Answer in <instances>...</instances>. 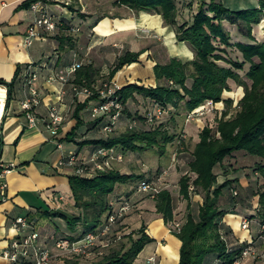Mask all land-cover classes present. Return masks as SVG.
I'll return each mask as SVG.
<instances>
[{
	"label": "trees",
	"instance_id": "obj_1",
	"mask_svg": "<svg viewBox=\"0 0 264 264\" xmlns=\"http://www.w3.org/2000/svg\"><path fill=\"white\" fill-rule=\"evenodd\" d=\"M34 1L29 0L25 7H30ZM114 1L115 5L136 13L147 12L161 16L164 25L173 28L177 42L187 44L194 53L193 60L189 62L171 58L165 64H155V87L138 83L122 86L116 96L123 107L122 114H126L127 118L132 116L126 104L136 95L150 100L162 110H177L184 106L190 113L209 101L214 104L221 102L223 93L230 91V81L244 87L245 93L237 114L230 120H219L215 129L204 127L198 135L192 160L188 164L189 173L182 176L178 183L179 193L187 202L186 219L179 232H172L181 242L178 264H208V260L213 256L217 257L218 264H235L238 261L241 263L243 251L249 246L255 249V241L239 242L231 228L224 223L225 216L234 214V211L222 209L219 201L229 193V201L234 205L235 197L231 192L232 184L237 182V179L226 178L218 184L215 170L235 152L241 151L259 159L251 170L257 176L256 179L261 181V190L255 194L256 216L261 222V230L264 226V43L255 40L252 28L259 24L264 16V0H258V8L246 9H231L224 0H198L197 10L190 21L186 20L181 24L178 23L176 0ZM53 3L55 2L50 4ZM225 24L236 26L244 42H232ZM232 53L234 57L230 58ZM141 54L127 51L121 55L109 71V80L124 67L138 63ZM219 62H224L227 66H221ZM245 65L249 66L245 76L251 82L250 86L238 73ZM16 76L9 83L0 81V86L8 88L5 108L12 98ZM91 79V67L81 65L72 83L90 88L92 95L84 103L76 104L73 112L75 125L65 135L64 140L77 146L94 145L97 149L101 147L125 153H140L157 146L160 152L164 153L165 147L176 137L161 125L149 130L131 127L121 134L105 135L97 140H75L76 131L83 125L81 112L89 101L98 99V94L93 89L94 81ZM225 102L227 106H231L230 100ZM102 119L97 120L95 125L102 122ZM190 174L195 177L192 178ZM143 177L142 174H126L113 169L96 172L92 177L70 175L68 183L76 212L69 215L63 211L46 210L41 217L63 220L68 231L75 234L65 238L76 240L87 233L96 234L105 226L108 218L116 213L113 212L112 197L117 194V188ZM192 194H203L195 215ZM154 203L156 213L164 224L172 225L175 214L170 191L159 190ZM117 221L121 223L122 218ZM115 224L108 236L101 238V247L113 246V241L118 238L122 242H119L117 247H111L106 253L101 250L93 252L95 258L90 263H83L81 257L65 256L61 264H134L144 247L153 240L146 234L144 224L136 232L130 233H126L124 227L119 228L117 232L124 234L123 239H126V242H123L120 236L113 238Z\"/></svg>",
	"mask_w": 264,
	"mask_h": 264
},
{
	"label": "crops",
	"instance_id": "obj_2",
	"mask_svg": "<svg viewBox=\"0 0 264 264\" xmlns=\"http://www.w3.org/2000/svg\"><path fill=\"white\" fill-rule=\"evenodd\" d=\"M28 1L0 0V81L9 83L18 74L12 89V98L6 108L8 88L0 86L6 97L0 114V169L9 165L13 167L11 172L6 174L8 183L6 200L0 198V264H11L5 258V254L16 238L13 221L17 217H28L32 220L39 234L40 245L53 251L57 239L75 235L68 231L63 220L45 219L41 214L46 210L63 212H66V209L75 210L68 183V176L72 175L71 169L58 168L57 163L71 154L80 161L87 160L97 150V146H77L64 140L65 135L75 125L73 112L76 104L84 103L87 97L73 93L70 84L61 86L58 83H49L47 81L49 76L73 63H80L83 67H91V80L95 82L99 78L101 65L98 62L111 59L112 67L125 52H141L138 63L124 67L116 73L111 82L120 87L128 83L143 85L147 82L148 86L155 87L157 83L153 75L155 64H165L171 58H178L183 62H189L194 58L190 47L185 48L187 44L177 42L173 28L164 25L161 16L130 11L115 5L114 0H107L111 6L103 13L100 12L99 2L97 4V1L103 0H45L48 2L45 3V9L56 22L59 21V24L52 32L40 29V38L34 40L30 47H26L24 37L36 19V14L29 7H25ZM224 1L231 9L259 7L258 0ZM51 2L55 3L50 4ZM225 27L230 32L232 42H244L236 26L225 24ZM75 29L79 30L78 35L72 32ZM253 36L257 42L264 43V17L259 25L253 26ZM90 37L91 42H88ZM180 46L187 50L184 55L178 52L177 48ZM91 52H98L93 55L97 58L91 59ZM110 69H107L106 75ZM33 73L37 76L36 86L41 92L37 116L45 118L48 108L57 105L64 117L55 137L43 125L29 128L20 108L27 93L25 75ZM138 97L136 95L127 102L126 106L130 113L136 106ZM140 99L150 101L143 96ZM96 103L89 101L80 114L83 125L76 131L77 142L104 138L96 132L95 122H92L89 114L91 112L92 115ZM197 142L198 139L195 144ZM117 156L122 158L121 155ZM221 179L218 178L219 183H222ZM127 191H130L128 184L122 185L117 188L115 195L118 199L125 195L126 202L133 201L130 212L122 221L123 227L127 230L132 224H138L140 227L144 224L146 234L153 240L144 247L134 264H178L181 242L156 213L154 199L148 196L142 200L138 197L140 192L128 194ZM238 210L235 208L233 211L235 213ZM242 218V214H229L225 216L224 223L234 232L236 231L234 224H237L240 231ZM243 239L238 241L243 242ZM94 257L93 254L86 259ZM244 261L246 259L240 264H244ZM218 262L217 257L213 256L207 263Z\"/></svg>",
	"mask_w": 264,
	"mask_h": 264
},
{
	"label": "rangeland",
	"instance_id": "obj_3",
	"mask_svg": "<svg viewBox=\"0 0 264 264\" xmlns=\"http://www.w3.org/2000/svg\"><path fill=\"white\" fill-rule=\"evenodd\" d=\"M208 1V0H207ZM250 1V0H249ZM248 1V2H249ZM252 1V0H251ZM99 2V4H98ZM99 7H101L100 12L103 13L104 10L107 12V9H110L111 3L107 0L97 1ZM177 8H178V23L181 24L183 21L186 20L190 21L191 17L197 10L198 0H176ZM190 4V6H188ZM229 6V5H228ZM98 7V8H99ZM125 8V7H124ZM127 11V10H126ZM264 16H262L263 19ZM261 19V20H262ZM261 22V21H260ZM259 25V24H257ZM256 26V25H254ZM238 29V28H237ZM72 32H76L75 34L78 35L80 32L78 29H75ZM71 32V33H72ZM252 35H253V28H252ZM91 38L88 42H91ZM73 39V37H71ZM152 44H158L157 42H152ZM186 45L185 48H187ZM183 49V47H178V52H182L184 55L187 50ZM189 48V47H188ZM175 51V50H174ZM185 51V52H183ZM94 52V51H93ZM91 52L90 55L91 59L97 58L93 57L94 54ZM184 53V54H183ZM235 53V52H234ZM182 57V56H181ZM234 57L232 53L230 58ZM229 58V57H228ZM96 60V59H95ZM104 62V63H103ZM103 62L100 61L98 64L100 65V70L98 72L99 78L97 81L93 83V89L97 90L96 88H100L104 83H110L108 75H106L107 69L111 67V59H103ZM221 66H227L224 62H219ZM103 65V66H102ZM104 70H102V67ZM248 65L244 66L242 71H238L242 80L250 86L251 82L246 78L245 74L248 70ZM145 86H148V83H144ZM143 84V85H144ZM230 91H225L222 96V101L216 104H212L207 106L203 104L205 109L203 110L201 115L194 116L193 118H189V112H187L184 106H181L177 110L172 109H165L162 115H158L154 117L153 123H149L147 121V116L149 113L156 112V105L154 103L140 99L141 96L138 95V99L136 100V106L131 109V118H127L126 114H122L120 112L119 117L113 121L110 119V115H99L95 118L92 117L91 112L90 118L92 122H96L100 118L102 122H98V124L94 125V128L98 135L105 137V133L103 132V127L107 124L113 122L112 128L113 132L109 134L111 135H118L125 131H127L130 126L136 127L137 130H149L152 128H156L158 126H163V129L166 130L169 134H173L176 138L175 140L168 144L165 147L164 153H161L159 148L155 146L151 150H147L144 152H122L120 150H116L117 155H121L122 159L120 161L114 160L111 163L110 169L117 170L120 172H127V173H135V174H142L144 177L142 179L136 180L133 183L128 184L130 191H127L128 194L130 193H138V186L141 181H148L151 183L152 186L156 187L157 189L161 190L167 188L170 191L172 198H173V206H174V213H175V221L174 223H183L186 219V206L187 202L182 198L179 193V180L182 176L189 173L188 164L192 160L193 151L195 148V142L198 138L200 131L208 126L212 129L216 128L217 122L221 119L230 120L232 119L237 112L240 110L239 103L244 96V87L237 86L234 82L230 81ZM230 100L231 106H227L225 101ZM223 114H226L225 116ZM256 161V162H255ZM259 162L257 157L247 155L244 152H235L230 158L225 159L223 164L218 166L215 170L218 178H222L225 180L226 178H233L237 179V182L232 184V194L235 197L234 205H232L229 201V193L222 197L219 201V206L224 210H234L238 208L239 210L234 214L243 215L242 219H246L249 222V229L242 230L240 224V231H233L236 235L235 238L237 240H241L244 238V241H255V255L260 256L264 255V240L259 239V230H260V220L256 216V208H257V197L255 196L256 192L261 190V181L256 179L257 176L253 174L252 168L255 163ZM234 174H236L234 176ZM192 178H194V174H190ZM240 181L242 183H240ZM221 182V181H220ZM218 184H221L218 182ZM125 192H123L124 194ZM122 194V193H121ZM138 197L145 200L148 198L149 194L147 193H138ZM193 199V214L197 213L198 204L202 202L203 194H192ZM113 202V212H118L120 207L123 205V202L127 200L126 196L124 195L121 199H118V196L115 195L112 197ZM130 202V201H129ZM131 201V205H132ZM232 205V206H231ZM66 212L71 215L74 214L76 211H72L70 209H66ZM130 211L126 212L122 218V221L128 215ZM132 213V212H131ZM120 220V219H119ZM255 220V221H253ZM117 221L115 224V236L113 238H117L120 236L126 242L124 238V234L118 233L117 230L124 225H122ZM242 221V220H241ZM119 225V226H118ZM173 225V224H172ZM172 225H168V228L171 229ZM140 226L137 224H132L129 226V229L125 230L126 233L136 232ZM47 229V228H46ZM239 230V225H238ZM124 233V232H123ZM240 233V234H239ZM239 234V235H238ZM245 235L246 237H243ZM251 239H250V238ZM242 240V241H243ZM101 238L97 240V245L94 247L93 252L95 253L97 250H101L106 253L111 247H117L120 239H116L113 241V246H109L107 248L101 247ZM93 256V255H92ZM91 256V257H92ZM95 256V255H94ZM95 258V257H94ZM93 259H86L82 258L83 263H89L90 260ZM244 264H264V257H248Z\"/></svg>",
	"mask_w": 264,
	"mask_h": 264
},
{
	"label": "built area",
	"instance_id": "obj_4",
	"mask_svg": "<svg viewBox=\"0 0 264 264\" xmlns=\"http://www.w3.org/2000/svg\"><path fill=\"white\" fill-rule=\"evenodd\" d=\"M45 0H35L30 5V10L36 14V19L28 28L24 37V44L30 47L34 40L40 38L39 30L45 32H52L56 30L59 21L56 22L53 17L45 9ZM80 63H73L70 66L59 69L48 78L49 83H58L61 86L70 84L72 91L75 94H83L87 98L92 95V90L85 86H77L72 83L75 73L80 68ZM26 87L27 93L20 104V108L25 115V120L29 128H37L43 125L52 136H57L58 130L64 121L62 112L57 105H51L48 108L47 116L40 118L36 114L37 108L41 104V92L36 86L37 76L35 73L26 74ZM121 87L115 83H104L100 88H96L98 99L96 105L92 109V117L95 118L99 115H110L111 121L114 122L122 111L123 107L116 96V92ZM6 97H4V102ZM207 106L212 105L211 101L205 103ZM205 107L200 106L194 111L189 113V118L201 115ZM111 110L113 113L111 114ZM164 110L156 106V112L149 113L147 121L153 123L154 117L162 115ZM113 122L103 127V132L109 135L113 132ZM134 127V126H130ZM122 158L115 155L114 150H107L105 148H98L89 159L78 160L75 155L71 154L63 157L57 163L58 168L67 167L71 169V174L81 177H92L96 172H102L110 169L111 163L114 160L120 161ZM12 166H7L0 169V198L5 201V192L8 187L6 181V174L11 172ZM138 192L147 193L151 198H155L159 189L152 186L148 181H141L138 186ZM131 210V204L125 202L117 213H114L108 218L105 226L98 233H87L79 239L72 238H59L54 243V250L43 247L39 243V234L34 228V223L28 217H17L13 221V228L16 232L15 240L10 244L9 251L6 252L5 258L11 264H61L62 258L65 256L89 258L93 255V249L97 245L99 238L108 236L111 227L118 219ZM181 223H173L170 232H179ZM241 229H249V222L245 218L241 221ZM259 238L264 240V226L261 227ZM248 257L262 258L264 255L256 256L255 249L252 246L247 247L242 253V259ZM235 264H240V261Z\"/></svg>",
	"mask_w": 264,
	"mask_h": 264
},
{
	"label": "bare ground",
	"instance_id": "obj_5",
	"mask_svg": "<svg viewBox=\"0 0 264 264\" xmlns=\"http://www.w3.org/2000/svg\"><path fill=\"white\" fill-rule=\"evenodd\" d=\"M4 91L1 89L0 90V114L2 113V109H3V102H4ZM234 228L236 231H239L238 230V225L237 224H234ZM240 232V231H239ZM240 234V233H239ZM238 234V235H239ZM244 236V235H243Z\"/></svg>",
	"mask_w": 264,
	"mask_h": 264
},
{
	"label": "water",
	"instance_id": "obj_6",
	"mask_svg": "<svg viewBox=\"0 0 264 264\" xmlns=\"http://www.w3.org/2000/svg\"><path fill=\"white\" fill-rule=\"evenodd\" d=\"M0 131H1V120H0ZM0 144H1V138H0Z\"/></svg>",
	"mask_w": 264,
	"mask_h": 264
}]
</instances>
